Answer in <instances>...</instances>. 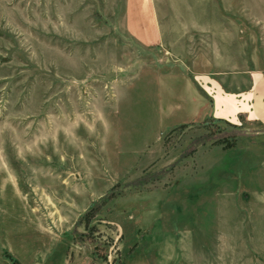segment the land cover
<instances>
[{
  "label": "rangeland",
  "instance_id": "1",
  "mask_svg": "<svg viewBox=\"0 0 264 264\" xmlns=\"http://www.w3.org/2000/svg\"><path fill=\"white\" fill-rule=\"evenodd\" d=\"M155 1L147 48L127 0H0V264H264V126L148 106L150 69L246 87L264 0Z\"/></svg>",
  "mask_w": 264,
  "mask_h": 264
},
{
  "label": "crops",
  "instance_id": "2",
  "mask_svg": "<svg viewBox=\"0 0 264 264\" xmlns=\"http://www.w3.org/2000/svg\"><path fill=\"white\" fill-rule=\"evenodd\" d=\"M156 5L155 0H127V31L147 48L162 46L165 36L166 21L160 19ZM248 74V85L234 90L209 71H190L181 66L163 71L150 69L148 77L154 93L148 101L152 116L150 109L148 115L155 127L150 131L162 134L209 118L235 125L246 118L264 126V70L252 69Z\"/></svg>",
  "mask_w": 264,
  "mask_h": 264
},
{
  "label": "trees",
  "instance_id": "3",
  "mask_svg": "<svg viewBox=\"0 0 264 264\" xmlns=\"http://www.w3.org/2000/svg\"><path fill=\"white\" fill-rule=\"evenodd\" d=\"M229 123V122H228ZM182 125H184V124H182ZM16 264H20L17 260H16V262H15Z\"/></svg>",
  "mask_w": 264,
  "mask_h": 264
}]
</instances>
